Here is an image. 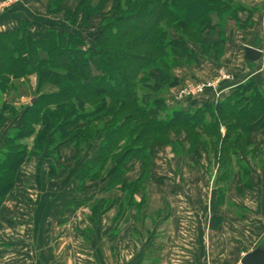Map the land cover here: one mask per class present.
<instances>
[{
    "label": "trees",
    "instance_id": "obj_1",
    "mask_svg": "<svg viewBox=\"0 0 264 264\" xmlns=\"http://www.w3.org/2000/svg\"><path fill=\"white\" fill-rule=\"evenodd\" d=\"M43 1L49 14L63 15L73 27L89 26L99 17V28L90 44L79 30L52 29L36 38L26 21L0 33V126L18 121L0 148V207L24 163L47 151L54 157L53 177L57 150L68 144L81 153L98 143L96 155L79 165L75 178L80 186L102 181L104 192L122 188L127 210L142 211L147 198L136 202L135 195L144 191L152 149L160 144H187L186 152L197 160L206 153L224 172L218 181L230 179L235 167L249 177L243 156H259L253 134L264 132V81L249 78L227 98L201 106L192 100L188 109L166 102L170 88L182 83L174 69L183 61L223 57L229 24L239 28V13L249 10L243 2L113 0L108 10L109 0H79L69 10L68 0ZM32 75L37 79L34 103L17 106L6 99L13 91L21 98L16 80ZM182 132L185 144L173 138ZM28 137L34 138L32 150L22 142ZM139 162L141 177L128 181V166ZM104 203H97L94 213L118 200L107 207ZM118 205L121 215L124 205Z\"/></svg>",
    "mask_w": 264,
    "mask_h": 264
},
{
    "label": "crops",
    "instance_id": "obj_2",
    "mask_svg": "<svg viewBox=\"0 0 264 264\" xmlns=\"http://www.w3.org/2000/svg\"><path fill=\"white\" fill-rule=\"evenodd\" d=\"M239 1L243 2L249 10L239 13L238 32L231 31L227 34L225 54L221 61L234 67L237 73L242 72L243 76L238 75L237 81L226 83L223 87L228 89L226 92H230L233 85L249 78L257 79L259 84L264 81V0ZM78 2L79 0H68L65 7L75 10ZM7 8L0 9V33L18 28L21 22L26 21L31 23V30L36 38L45 37L48 30L52 29L79 30L85 38L89 39L90 44L98 32L100 23V18L98 22L96 18L93 19L95 21L91 27H83L80 23L73 27L63 15L49 14L43 0H24L16 6ZM246 46L261 50V58L258 61L249 60L245 56ZM201 64L204 68L208 67V63ZM176 71V75L182 82H186L187 78L185 79L182 69L180 72ZM204 75L209 74L206 72ZM30 77L36 79L35 75ZM22 100H20L21 103H25ZM196 101L201 104L216 100L212 94L207 93ZM192 103L193 101L186 100L180 105L183 109H188ZM17 125V119H12L4 126H0V148L8 134V128H15ZM7 126L9 127L4 133ZM222 132H225L224 127ZM22 142L32 150L33 137H28ZM253 142L261 156L264 152V132H255ZM97 151L98 143L95 142L92 149L80 155L81 161L78 162V157L74 158L72 177L66 179L57 178L54 181L50 178L52 157L48 156L47 151L42 155L34 156L22 165L14 190L0 207V264H242L241 260L248 252L259 246L264 248V231L261 226L262 240L254 248L242 251L234 262L231 260L230 241L224 235L220 243L221 247L217 248L219 243L215 238V234L223 232L220 230L224 228L227 215L231 214L227 202L233 180L235 179L236 190L242 194L247 190H253L258 180L262 178L264 171L254 166L251 157L243 156L250 170L251 186H245L241 181L242 172L237 167L233 170V178L231 175L230 179L218 181V175L224 173L218 170L217 175L213 174L211 178L213 182L208 183V180L201 175L202 171L205 169L207 171L206 158L202 156L201 162L196 159L195 167L198 168L196 170L198 173L191 178L193 185L191 189L196 194L193 192L191 196L185 193L180 194L184 196H179V210L173 207L169 215L167 240L157 245L152 238V231H154L152 228L145 230L143 226L136 225L138 212L135 208L127 210L129 212L127 218L120 215L118 203L110 209L100 210L97 214L94 213V209L86 210L85 206H89L91 202L75 207L78 204L75 202H85L81 194H78L75 172L83 161L92 159ZM73 152L78 156L75 148L61 146L55 156V166L70 167L67 164L71 161ZM167 163L163 165L166 166ZM141 164L139 162L133 167L128 166L125 178L130 181V174L136 170L140 171ZM153 179L157 182L156 177ZM215 180L218 183L216 192L212 185ZM169 182L174 186L179 184V180L175 177ZM202 184H205V187L209 184L212 186V189L210 188V192L213 193L212 198L207 200V196L202 193ZM97 185L99 186L95 188L99 190L101 183L97 181L95 186ZM223 188L227 190V193L224 190L223 193L220 192ZM255 190L257 188L251 192ZM73 191L76 192L72 193ZM245 195L248 197L247 193ZM176 197L177 195L174 196L175 200ZM188 199L190 203H187ZM93 204L96 205L97 201ZM182 209L186 212H181ZM256 213L258 216L264 215V210L261 209ZM157 216L160 218L159 214ZM159 222L160 219H158ZM89 234L94 237L90 239ZM179 234H181L180 238ZM187 234H191L189 239ZM134 236H136L135 239ZM157 250L158 255L154 256L153 253Z\"/></svg>",
    "mask_w": 264,
    "mask_h": 264
},
{
    "label": "rangeland",
    "instance_id": "obj_3",
    "mask_svg": "<svg viewBox=\"0 0 264 264\" xmlns=\"http://www.w3.org/2000/svg\"><path fill=\"white\" fill-rule=\"evenodd\" d=\"M23 1L24 0H0V7H1L0 9H2L3 7L5 9L7 7L9 8V7L16 6L20 3H22ZM112 5H113V0H109L108 10H110L112 8ZM96 18H97V22H98L99 17H96ZM96 18H94V19H96ZM94 21L95 20L91 21V23L89 25L90 27L92 26ZM236 25H237L236 22H231L227 28V34H229L231 31H237L238 32V30L240 28H238V26H236ZM90 27H88V28H90ZM84 38H85V36H84ZM85 39H86V42L89 44V42H90L89 39L88 38H85ZM192 46H194L193 43H192ZM196 50L200 51V49H196ZM222 58L219 61H216V60L211 59V58L201 57L198 64L192 60L183 61L182 65L180 67H176L174 69V72L176 70H177L176 72H180V70L182 69V71L185 73V79L187 78V80H186V82H182L178 86L170 88V90H169L170 94L166 97L167 105L170 108H175V107L176 108H178V107L182 108V105H180V104L184 103L186 100H191V101L196 100V99L204 96L207 93L212 94L216 101L223 100V99L227 98L229 96V94H231L233 92V90L236 88V86L238 84L233 85V87L230 89V92H226V91H228V89L226 90V89L222 88L219 98L216 97V95L214 94V90L211 88L207 89L204 94L197 96V97H193V98H178L177 96H175L181 89H183L186 86H191L193 84L203 82V81H210L211 79H213L217 76L218 71L220 69H225L233 75V80H231L229 82H225V84L226 83L229 84L230 82L233 83V82L237 81L238 75H241V77L243 76L242 72L237 73V71H235L234 67H231L229 65L224 64L221 61ZM201 63H203V64L208 63L207 64L208 67L204 68L203 66H201L202 65ZM206 72L209 75H204V74H206ZM200 76H203V77L201 78ZM205 77H208V78L205 79ZM35 80H37V79L31 78V77H29L28 79H26V78L17 79L16 84H19V86H20V89H21L20 91H21L22 97L20 98L19 95H17L20 92L13 91L10 95H8L6 97V99L9 101H12L13 104H15L17 106L20 105V103H21L20 100H22V99H28L26 101V103L30 102V100L33 98L32 92L34 90V87L36 86ZM198 106H201V104H198ZM8 127L9 126H7L4 129V133ZM8 129L9 130L7 133L10 132L12 127H9ZM173 138L175 140H178L179 142L181 141L182 144L186 143L185 142L186 141V135L183 132L180 133L179 136L173 135ZM93 145H91L90 148L86 149L83 152L86 153L88 150L92 149ZM64 146H69V147L75 148L70 144L64 145ZM185 146L186 147L177 145V147L174 148L173 145H161L160 144V145L156 146L155 148H153L152 149V163H151V167H150V171H149V177H148V179L144 185L145 186L144 191L137 193L135 195L136 202H141V199L143 200V198H147L146 203L143 206L144 210L143 209H142V211L137 210V212H138L137 217H140L141 212H142L141 217H143V219L140 217L136 221V225L138 224V226H143L145 228V230H147L148 228H152L154 230V231H152V238H154V242L157 245H161L164 243V241L167 240L166 237L168 235V232L166 230H167V226L169 225V220H168L169 215H170L173 207H176V209H178L179 204H180L179 198L181 196H184V195H180V194L185 193V194H188L189 196H191L192 192H193L191 189L193 186L191 184V178H193L195 176V173H198V172H196V170L198 168L196 169V167H195L197 160H196L195 156H191L186 152V148L188 145L186 144ZM83 152L78 153V151H77L78 156H77V154L75 155V152H73L72 156H71V161L67 164V165H70V167H67V168H65L64 166L61 168L58 167L56 170V174L50 178L54 181L57 178L58 179H60V178H65V179L71 178L73 168H74V163H75L74 158L76 159L78 157V162L81 161L82 158L80 157V155ZM202 156H204L206 158L205 162L208 163V165H207V171H206V169H205V171L201 170L202 171L201 175L204 177V179L208 180V183L209 182L212 183L213 180L211 178L213 177V174L215 176L219 172L218 171L219 165H217L215 163V161H213L212 159H209L208 156L206 155V153H203ZM262 157H264V152H262L261 156H258L255 159H253L252 157L251 158L253 159L254 166L259 167L260 170L264 171V164H263L264 158L262 159ZM52 158H54V157H52ZM199 162H201V160ZM166 163H167V165L164 166L163 164H166ZM193 163H194V165H193ZM140 166H141L140 171L136 170L130 174V181H136L141 177L142 164ZM259 169L257 168V170H259ZM203 170H204V168H203ZM254 172H255V170H254ZM152 177L153 178L156 177L157 182L154 181L155 179H153ZM173 177H175V179L179 180L178 185L175 184V186H174V184L173 185L170 184L169 181L173 180ZM252 177H254V176H252ZM231 178H233V175ZM75 180L78 183L77 189L79 192L77 190L76 191L78 192V194H81L80 196H82L84 198L85 202H83V201L75 202V203H78V204H76V206L72 202V205L74 204L75 207H80V205L83 203L88 204L89 202H91V203H89V206L87 205V206H85V208H86V210L92 211V209L95 206V204H93V203L96 201L99 204V203H104V201L106 200V202H105L106 204L104 203V207H107L110 203L115 202V200H118V204H119V202H121L122 205H124L123 206L124 211H123L122 215H124L125 217L128 218L129 212L127 211V203H128L127 193L124 192V190L122 188L116 187L112 191H105L104 192L103 191L104 190L103 189L104 184L102 181H99L101 183V186L99 187V190H96L95 187L99 186V185L95 186L97 181L87 180L86 184H83L80 186V182L76 178H75ZM234 180H233L232 187L229 189V192H228V194L230 196H229V199L227 202V207H228V210L231 211V214L227 215L226 223L224 224V228L220 230L223 232H220L219 234H215L216 242L219 243L217 248L221 247L220 243H221L222 239L224 238L223 237L224 235H225V238H227L230 241L229 246H230V252L232 254L231 255L232 262L236 261V257L239 256V254L242 251H247L250 248H254L258 244V242L260 240H262L261 239L262 235H260L261 227L264 231V215L258 216L256 213L258 211L260 212L261 209L264 210V172H263L262 178L260 180H258V178H257V180H258L257 186L256 185L254 186V188H257V190H255V192H251V191H254V188H253V190H251V191L247 190L246 192L241 194L240 192H238L236 190V185H235ZM250 180H251L250 176L244 177L242 174V180L241 181H243V183L246 184L247 181L249 183H251ZM65 181H67V180H65ZM210 184L206 187H205V184H202V188H201L202 193H204L205 196H207V200L209 198L213 197V193L210 192V188L212 189V186ZM212 185L214 187V191L216 192V188L218 187L217 181L215 180V182ZM40 188H42V186H40ZM223 190H224V188H223ZM224 191H225V193H227L226 189ZM75 192L73 191L72 193H75ZM169 193H171V195H169ZM246 193L248 194V197L245 195ZM193 194H196V193L193 192ZM175 195H177L176 200L174 198ZM27 199H28V197H27ZM246 199H248V200H246ZM187 203H190L189 199L187 200ZM208 203H209V201H208ZM135 209H137V208H135ZM126 211L128 213H126ZM180 211L186 212V211H183V209ZM176 212H178V211H176ZM157 214L160 215V218H158L159 216H157ZM185 214H187V213H185ZM158 219H160L159 223H158ZM181 230L184 231V229H181ZM261 234H262V232H261ZM189 235H191V234H187V239L190 238ZM89 236H91L90 239H92L94 237L92 234H89ZM180 236H181V234H179L178 237L180 238ZM209 236H211V235H209ZM135 238H136V236H134V239ZM217 250H220V249H217ZM153 255L157 256L158 250L156 251V253H153Z\"/></svg>",
    "mask_w": 264,
    "mask_h": 264
},
{
    "label": "built area",
    "instance_id": "obj_4",
    "mask_svg": "<svg viewBox=\"0 0 264 264\" xmlns=\"http://www.w3.org/2000/svg\"><path fill=\"white\" fill-rule=\"evenodd\" d=\"M231 80H233V75L225 69H220L215 78L211 79L210 81H203L191 86H186L175 96L178 98H193L204 94L207 89L211 88L214 90L216 97L219 98L220 92L224 87L225 82H229Z\"/></svg>",
    "mask_w": 264,
    "mask_h": 264
},
{
    "label": "water",
    "instance_id": "obj_5",
    "mask_svg": "<svg viewBox=\"0 0 264 264\" xmlns=\"http://www.w3.org/2000/svg\"><path fill=\"white\" fill-rule=\"evenodd\" d=\"M262 51L252 47H245V56L251 61H258L261 58ZM28 99H23L22 102H26ZM32 103L36 101V98L30 100ZM242 264H264V248L261 246L248 252L241 260Z\"/></svg>",
    "mask_w": 264,
    "mask_h": 264
}]
</instances>
